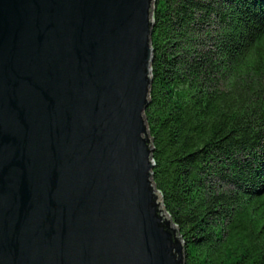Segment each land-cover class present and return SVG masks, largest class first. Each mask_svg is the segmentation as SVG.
Wrapping results in <instances>:
<instances>
[{"label": "water", "instance_id": "95a60500", "mask_svg": "<svg viewBox=\"0 0 264 264\" xmlns=\"http://www.w3.org/2000/svg\"><path fill=\"white\" fill-rule=\"evenodd\" d=\"M157 0H0V264H185L153 181Z\"/></svg>", "mask_w": 264, "mask_h": 264}, {"label": "trees", "instance_id": "16d2710c", "mask_svg": "<svg viewBox=\"0 0 264 264\" xmlns=\"http://www.w3.org/2000/svg\"><path fill=\"white\" fill-rule=\"evenodd\" d=\"M145 118L185 264H264V0H157Z\"/></svg>", "mask_w": 264, "mask_h": 264}]
</instances>
